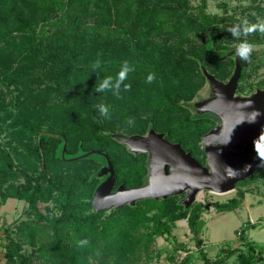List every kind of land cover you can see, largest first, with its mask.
Returning <instances> with one entry per match:
<instances>
[{
  "label": "trees",
  "instance_id": "trees-1",
  "mask_svg": "<svg viewBox=\"0 0 264 264\" xmlns=\"http://www.w3.org/2000/svg\"><path fill=\"white\" fill-rule=\"evenodd\" d=\"M191 1L0 0V133L8 131L23 158L19 163L0 141V208L10 198L28 204L27 217L5 227L6 264L148 263L155 257L156 238L171 236L182 219L203 264H227L233 256L238 264H264V245L247 235L255 225L251 222L242 227L240 246L223 247L215 259L209 257L202 238L207 203L187 208L181 202L185 194L102 211L92 206L108 159L117 176L115 190L148 182L149 154L130 150L115 136L118 132L145 135L154 129L207 164L197 141L220 117L190 108L208 80L203 68L227 80L235 66L228 52L245 40L263 43L264 33L237 39L229 29L246 20L210 14L208 0ZM97 60L100 67L94 70ZM124 61L132 69L124 81L131 88L125 91L120 84L117 96L115 78ZM242 64L239 94L247 61ZM149 74H155L151 83ZM109 76L110 89L97 92ZM256 85L263 88L264 81ZM101 103L109 107V117L100 114ZM171 115L174 121L162 124ZM258 142L264 144L255 140L240 151L261 160ZM261 171L264 162L240 183L259 178ZM243 197L211 204L219 212L233 211ZM51 201L54 217L40 206ZM84 240L88 243L79 244ZM177 264L201 263L186 254Z\"/></svg>",
  "mask_w": 264,
  "mask_h": 264
},
{
  "label": "water",
  "instance_id": "water-1",
  "mask_svg": "<svg viewBox=\"0 0 264 264\" xmlns=\"http://www.w3.org/2000/svg\"><path fill=\"white\" fill-rule=\"evenodd\" d=\"M235 70L227 81L219 80L205 70L215 97L197 104L198 113H213L221 123L203 136L206 165H203L180 143L165 138L164 133L154 129L146 135L116 134L135 153L149 154L148 182L138 187L121 184L114 189L117 176L112 162L99 172L106 176L97 187L92 200L96 211L120 208L146 198H167L186 193L182 203L190 207L198 200L201 191L224 193L236 188L237 183L252 176L262 165L255 155L239 151L252 141L264 140V90L250 97L236 95L242 76V60L236 50ZM207 209L211 208L208 203Z\"/></svg>",
  "mask_w": 264,
  "mask_h": 264
},
{
  "label": "rangeland",
  "instance_id": "rangeland-1",
  "mask_svg": "<svg viewBox=\"0 0 264 264\" xmlns=\"http://www.w3.org/2000/svg\"><path fill=\"white\" fill-rule=\"evenodd\" d=\"M191 2L193 5H195L199 3V0H192ZM207 11L210 14H228L239 19L256 23L258 21H264V0H208ZM91 20H93V18ZM250 44L253 45V51L251 53L250 60L247 61L246 77L241 82L244 87V91L243 93L239 94L237 89L236 95L238 96L250 97L253 94L257 93L258 90H264V87L261 88L256 85L259 81H264V42ZM229 45L234 46L236 44L230 43ZM232 50H236V48ZM231 56H233L235 59V55H229L228 57ZM227 64V69H229V67L231 66H229V62ZM205 70L210 73L209 69L204 67V74ZM234 70L235 66L233 68V73ZM230 78L221 81L227 82ZM251 85H254V87L252 88ZM214 97L215 93L212 85L209 80H207L205 85L198 92L197 96L193 99L190 108L193 112L198 113L197 104L202 101L212 100L214 99ZM143 111L145 113H150L149 110ZM174 119L175 117L171 115L170 117H168V119L163 121L162 124H171ZM220 123L221 119L219 121V124ZM124 129L125 131L127 130L126 127ZM116 134L129 136L127 134H124L123 132H118ZM10 139L11 137L8 134V131L0 133V141L9 146L17 161L20 163L23 159L22 156L19 155L21 148L17 146L15 141H10ZM256 144L255 146H259L258 148H260V150L261 148H264V144L260 142ZM197 146H199L200 148H204V141H197ZM107 164H105L104 166H106ZM103 177L104 176H101V178ZM184 194L186 196V193ZM242 195H244L243 201L241 202L240 206L233 211L219 212L211 204L212 202L217 201L226 202L233 197H242ZM197 198L198 200L196 202L211 204V208L207 209V211L203 214L204 219L206 220V224L203 229L204 237H202L203 239L205 238L204 244H207V248L205 249L209 257L215 259L217 255L220 254L223 247L240 246L241 241L240 237L238 236V230L242 229V227H244L246 223L250 222L255 223V225L247 230L248 238L255 241L260 246L264 245L263 171L260 172V177L257 179H250L246 183H237L234 190L224 193L204 190L198 194ZM40 206L46 214L52 217L56 215V204L54 201L40 204ZM27 208L28 204L25 201L17 200L14 198L8 199L7 202L4 203L0 208V264H6V259L4 256V246L7 242L4 231L5 227L11 225L15 227L22 219L27 217V213L25 212ZM17 220L19 221L17 222ZM205 240H207L208 242L205 243ZM152 250V254H154L155 256L154 259L144 264H177V262L180 260L179 258L183 255L186 256V254L192 255L193 262L203 264V260L200 256L196 240L194 239L193 234L190 231L187 219L178 220L176 222L171 236L157 237ZM217 251L218 254L216 255ZM227 264H238L236 256L231 257Z\"/></svg>",
  "mask_w": 264,
  "mask_h": 264
},
{
  "label": "clouds",
  "instance_id": "clouds-1",
  "mask_svg": "<svg viewBox=\"0 0 264 264\" xmlns=\"http://www.w3.org/2000/svg\"><path fill=\"white\" fill-rule=\"evenodd\" d=\"M229 31L231 32L232 36L237 38V39L242 34L244 36H247L251 33L256 32V31L264 33V21H258L255 24H249L247 21H244L243 26H240V25L234 26V27L230 28ZM252 51H253V45L248 43L246 40L242 41L241 43L236 45V55L243 61L250 60ZM99 67H100V61L97 60L93 65V69L95 70ZM131 70L132 69L130 68L128 62L124 61L123 65L121 67V70L119 71V73L117 74V77L115 78V83H116V91L114 92L115 95L118 96L120 93V91H119V85L120 84H123V88L125 91L130 90L131 85L125 84L124 81L127 79V74ZM154 79H155V74H149V76L147 77V82L151 83ZM112 83H113V78L111 76L106 77L96 87V91L97 92H103V91L109 90ZM97 108H98V110L102 116L109 117V107L107 105L101 103V104L97 105ZM127 123L129 125L133 124L134 119L129 118L127 120ZM259 155L261 157L262 162H264V148H261V150L259 151ZM84 243H88V241L87 240L79 241V244H81V245ZM97 255H99V252H97Z\"/></svg>",
  "mask_w": 264,
  "mask_h": 264
},
{
  "label": "built area",
  "instance_id": "built-area-1",
  "mask_svg": "<svg viewBox=\"0 0 264 264\" xmlns=\"http://www.w3.org/2000/svg\"><path fill=\"white\" fill-rule=\"evenodd\" d=\"M242 235V229H239L238 230V236L240 237ZM185 255L181 256L179 259H182Z\"/></svg>",
  "mask_w": 264,
  "mask_h": 264
},
{
  "label": "crops",
  "instance_id": "crops-1",
  "mask_svg": "<svg viewBox=\"0 0 264 264\" xmlns=\"http://www.w3.org/2000/svg\"><path fill=\"white\" fill-rule=\"evenodd\" d=\"M203 218H204V216H203ZM205 220V219H204ZM206 221V220H205ZM202 237H204V233L202 232ZM205 239V238H204ZM206 242H208L207 240H205V243ZM204 246H205V248H207V244H204ZM206 250V249H205ZM218 254V251H217V253H216V255Z\"/></svg>",
  "mask_w": 264,
  "mask_h": 264
}]
</instances>
